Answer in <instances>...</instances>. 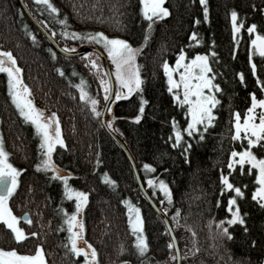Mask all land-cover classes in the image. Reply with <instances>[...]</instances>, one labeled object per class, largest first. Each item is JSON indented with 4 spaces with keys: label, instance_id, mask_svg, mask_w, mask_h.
Returning a JSON list of instances; mask_svg holds the SVG:
<instances>
[{
    "label": "trees",
    "instance_id": "1",
    "mask_svg": "<svg viewBox=\"0 0 264 264\" xmlns=\"http://www.w3.org/2000/svg\"><path fill=\"white\" fill-rule=\"evenodd\" d=\"M23 1L62 48L91 44L104 51L102 45L63 37L61 33L66 28L102 31L139 48L136 62L141 88L115 100L106 121H112L110 128L134 156L144 187L170 220L180 264H264V206L252 198L258 186L256 169L253 166L249 171L247 163L228 167L233 149L240 152L249 147L243 134L233 138L234 113L243 116L251 104L250 93L264 98L262 85L257 83V79L264 82V56L251 44L254 34L264 35V0H205L203 5L200 0H164L169 15L159 20L152 17L151 22L142 15L140 0H50L59 9L57 13L38 0ZM233 10L237 12L235 33ZM65 18L66 24L61 25L59 20ZM252 24L256 29L249 32ZM193 32L197 36L190 39ZM0 49L10 50L16 58L33 101L46 113L57 114L65 146L56 145L51 159L60 175L72 173L68 179L71 187L88 193L78 218L84 225L81 242L86 240L96 250L92 264H176L165 225L142 197L127 157L104 131L100 116H94L86 101L80 100L75 85L83 79L82 86L99 101L97 109L104 104L98 75L88 68L83 55L71 58L58 53L27 18L19 0H0ZM181 49L186 58L196 53L208 55L212 69L209 76L214 75L220 91L213 93L219 103L212 109L214 122L203 131V139L195 133L188 136L182 132L183 138L176 144L172 121L175 119L177 128L182 130L188 121L187 108L173 99L176 89L168 91L161 64L166 59L171 66ZM237 73L243 74V80ZM140 96L147 100L143 113L139 112ZM137 114L141 115L139 121L133 119ZM0 138L7 161L23 169L8 205L13 215L19 216L26 233L23 241H17L11 229L0 221V248L32 254L39 245L46 264H83L84 256L71 252L64 215L65 211L70 215L76 210L75 198L64 195L63 182L53 178L50 169L35 167L43 160L39 135L13 104L7 74L3 72ZM186 143L191 144L187 155ZM250 150L258 158L264 156V141L252 145ZM145 163L153 165L154 170L145 169ZM221 174L240 187L243 196L231 189L221 191ZM149 178H155L157 183L163 179L168 184L171 202L158 187L148 184ZM230 196L235 198V205H228ZM135 207L140 210L148 245L143 253L134 244L136 235L129 224L130 209ZM229 207L239 208L244 224L227 222L232 215ZM177 209L179 216L174 219ZM25 214L27 219L23 218ZM220 222L231 238L221 234L217 227ZM32 232L37 235H27Z\"/></svg>",
    "mask_w": 264,
    "mask_h": 264
},
{
    "label": "snow or ice",
    "instance_id": "2",
    "mask_svg": "<svg viewBox=\"0 0 264 264\" xmlns=\"http://www.w3.org/2000/svg\"><path fill=\"white\" fill-rule=\"evenodd\" d=\"M38 2L47 5L52 13H57L59 9L55 7L50 0H38ZM164 0H140V11L142 15L151 22L152 17L157 20L161 19L162 16L169 15V10L163 7ZM203 5L205 0H200ZM231 17L233 19V32L238 30L235 23L237 12L232 11ZM208 18L207 7L204 8V19ZM97 19H99L97 17ZM198 22V21H197ZM61 25L66 24V18L59 20ZM151 27V23H149ZM256 25L252 24L248 26L249 32H254ZM54 35V33H53ZM61 35L63 37H71L73 40H80L81 42L94 43L102 45L105 52H107L108 57L111 59L113 65L115 66V88L112 87V82L107 79H101L100 85L104 92V102L105 107L103 109H97V104L99 101L89 95V93L82 86L85 81L81 79L80 83L75 85L80 92V100L86 101L90 106L91 112L94 116H102L104 112H111V104L114 102L111 93L114 91L115 100H119L121 96H129L133 92H136L141 88L142 77L139 71V65L136 62V56L139 52L138 47H133L128 40L119 37H110L102 31L94 32H79V31H69L67 28L62 31ZM197 33L193 32L190 39H195ZM35 40V36H32ZM145 40L148 39L147 35L144 37ZM197 44L200 43L199 39H196ZM251 44L256 47V50L261 56H264V35L257 34L254 39L251 40ZM141 45L140 47H142ZM51 51V50H49ZM66 53H75V46L67 47L63 49ZM55 53L52 52V58L55 59ZM84 58H87V63L94 69L100 68L96 60L93 58L98 53L84 52ZM211 55L215 56L212 52ZM251 62V61H250ZM165 76L167 77V83L169 85L168 91L173 92V89H180L182 86L183 98L181 99L178 92L173 93V99L178 101V103L183 104L187 108L186 115L189 117L187 125L182 129L177 128V123L175 119L172 121V131L175 135L176 144H179L182 140V132L187 133L188 136H192L195 133L200 139H203V131H205L209 125L214 122L215 113L212 111L213 107L219 103L217 97L213 94L214 92L220 91L219 84L214 83V75L209 76L206 73L212 71L208 63V55L196 53L190 60L185 62V52L183 49L177 54L175 60V66H170L168 61L165 59L161 64ZM183 67L184 71L179 72L180 79L177 81L173 78V72L177 69ZM253 74L255 75V65H252ZM197 70V71H194ZM21 68L17 66L16 58L12 55L10 50L0 49V72L6 73L8 77L9 85V95L12 99L13 104L19 110V114L26 121H30L35 127L37 134L40 136L39 147L43 149V160L38 162L35 167L39 169H44L45 171L51 170V175L53 178L59 179L64 185V195L71 199L73 196L76 198V210L70 215L65 211L64 215L66 217V223L68 224L67 231L70 233L68 241L71 245V252L74 255L84 254L85 264L90 259L92 261L96 260V250L92 247L90 243L86 240L83 244L86 245L89 251L85 250V247L78 246V240H83L82 232L84 230L83 222L78 218V213L81 212L83 205L87 203L88 193L80 191L71 187L68 184V179L72 176V173H67V175H60L58 167L52 162L51 156L56 145L65 146V142L61 136V129L57 114L52 112L48 116H45L44 110L37 108L32 100L29 98L30 89L26 84H24L21 78ZM57 71L63 75L61 69L57 68ZM243 80V74L237 73ZM257 83L262 85V90H264V82L257 79ZM207 89V91H205ZM251 105L247 108L246 114L243 117V122H240V115L238 112L234 113L236 120L234 121L235 133L233 138L237 139L240 137V131L243 129L244 138L247 139L248 148L243 151L237 152L235 149L232 150L228 158V167L231 169L235 164H239L241 167L247 163L249 171L252 167L256 169L255 179L258 183V187L252 193V198L259 199L262 206H264V156L257 157L253 151H251L252 145H257L261 141H264V98H257L255 93H250ZM147 100L143 96H140V106L139 112L143 113L144 105ZM258 108L259 115L257 117L256 110ZM114 119V117H113ZM134 120L139 121L141 115L137 114L133 117ZM258 120V122H257ZM107 125L111 127V120L106 121ZM201 126V127H198ZM54 128V132L51 129ZM173 145V147L176 146ZM191 147L190 143L184 145V154L187 155L188 148ZM7 153L4 150L3 143L0 141V221H3L7 228L11 229L17 241H23L26 233L24 230L17 226V216L13 215L11 208L8 205V198L16 190L20 172L23 169H18L9 163L6 159ZM239 157L238 161H234L233 157ZM187 162V161H186ZM145 169L154 170L153 165L145 163L143 165ZM220 180L222 183V189H231L238 196H243V192L240 187L235 186L229 181L227 175L221 174ZM115 183V181H111ZM148 184L152 185L154 188L158 187L161 192H163L166 198L171 202V191L168 184L163 180L159 179L158 183L155 178H149ZM235 198L229 197L228 205H235ZM64 211V210H62ZM136 218L135 222L129 219V224L134 230L136 235V240L134 244L140 253H143L148 245L143 234L142 228V218L140 216L139 208L134 209ZM179 209L173 213V218L176 219L179 216ZM229 211L232 212L231 218L228 219V223L232 224L239 221L240 224H244L245 221L241 218L239 213V208L237 207L235 211L229 207ZM131 215V214H130ZM27 216V214H25ZM185 227L191 228L189 225ZM221 229V234L226 235L231 238V233L228 232L227 228L223 227V222L217 225ZM76 229L75 231L73 229ZM27 235L35 236V232L27 233ZM195 236V233H192ZM175 243V238L169 242L168 247L172 248ZM0 264H46L44 259V254L39 245L36 246L35 252L33 254H22L18 252L15 248H10L5 250L0 248ZM125 264V262H121Z\"/></svg>",
    "mask_w": 264,
    "mask_h": 264
},
{
    "label": "water",
    "instance_id": "3",
    "mask_svg": "<svg viewBox=\"0 0 264 264\" xmlns=\"http://www.w3.org/2000/svg\"><path fill=\"white\" fill-rule=\"evenodd\" d=\"M20 6L21 8H23L25 15L27 16L28 19L31 20V22L33 23V25L35 26L36 29H38L39 31H41V33L45 36V38L47 40H49L51 46H53V48L55 50L58 51V53H60L61 55H64L66 57H78L80 55H82L84 52L86 51H92V52H96L98 53V56L100 57V59H102L103 62V66H104V70L106 72L107 78L108 80H110L112 82V87L114 88V80L112 77V73L109 70V63H108V59L107 56L105 55V53L103 52V50L99 47H97L96 45H91V44H84V45H80L79 47L75 48L76 51L75 53H66L63 51L64 48H62L59 43L56 41V39H54L46 29L43 28V26L41 24H39V22L37 21V19H35L33 17V15L30 13L29 8L26 7L25 3L23 0H19ZM112 95V99L113 101H115L114 99V91L111 93ZM115 102H113L111 104V108L113 107ZM105 107V102L102 106L101 109H103ZM111 112H104L102 116H100V123L102 124V127L104 129V131L106 132L107 135L111 136L113 138V140L117 143V145H119L120 149L123 151L124 155L127 157L129 164L132 168V172L133 175L135 177V181H136V185L137 188H139L141 195L143 198H145V200L147 201L148 205L150 206V208L154 211V213L156 215H158V217L160 219H162L164 225H165V229L168 232V235L170 237V240L172 241L173 237L175 238L174 235V231L172 230V225L170 223V220L167 219V216L165 214V212L158 206V204L155 202V200L151 197L150 193L148 192L147 188L144 187L143 181L139 175V170H138V166H136V162L134 159V156L131 155L127 145H125L124 141L122 140V138H120L107 124H106V117L111 115ZM24 219H27V217L24 215L23 217ZM173 251H175V262L176 264H180V251L178 249V244H177V240L175 239V243L173 244Z\"/></svg>",
    "mask_w": 264,
    "mask_h": 264
},
{
    "label": "rangeland",
    "instance_id": "4",
    "mask_svg": "<svg viewBox=\"0 0 264 264\" xmlns=\"http://www.w3.org/2000/svg\"><path fill=\"white\" fill-rule=\"evenodd\" d=\"M163 7H166V6H165V2L163 3ZM233 23H234V22H233ZM255 37H256V34L253 35V38H252V39H254ZM252 39H251V40H252ZM73 46H74V45H73ZM133 47H134V46H133ZM253 48H254V50H255L256 52H258V51L256 50V47H255L254 45H253ZM104 53H105V55L107 56V59H108L109 70H110L111 73H112V77H113V80H114V88H115V75H114L115 66L113 65L111 59L108 57L107 52H104ZM258 53H259V52H258ZM194 55H195V54H194ZM194 55H193V56H194ZM193 56H192V57H193ZM192 57H190V58H186V57H185V62H187V60H190ZM93 58L96 60L97 64L100 66V68H98V69H94V68H92V66H91L90 64L87 63L88 68H89L90 70L93 71L94 75H96V74L98 75V81H101V79H107V80H108L107 75H106V72H105V70H104V66H103L102 59H99L98 55H95ZM84 60L87 62V58H84ZM171 66H175V62H174ZM181 71H184L183 67H181V68L177 69L175 72H173V78H174L175 80L178 81V80L180 79L179 72H181ZM194 71H197V70L194 69ZM5 74H6V73H5ZM206 74L209 75V73H206ZM7 85H8V77H7ZM174 89H176V88H174ZM101 90H102V87H101ZM176 90L178 91V94H179L180 98L182 99V98H183L182 86H181V88H180L179 90H178V89H176ZM205 91H207V89H205ZM102 92H103V90H102ZM8 93H9V85H8ZM9 96H10V95H9ZM103 96H104V92H103ZM29 98L32 100L33 104H34L37 108L43 109L40 105H37V104L33 101L31 95H29ZM114 99H115V93H114ZM103 101H104V100H103ZM14 105H15V104H14ZM250 105H251V104H250ZM250 105H249V106H250ZM44 114H45V116H48V115H49L48 113H46L45 109H44ZM245 114H246V112L243 114V116L240 117V122H241V123L243 122V117H244ZM256 114H257V117H258V115H259L258 108H257V110H256ZM233 118H234V121H235V120H236V117L234 116ZM187 119H189V117H188ZM234 121H233V129H234V133H235ZM257 122H258V120H257ZM51 131L54 132V128H52ZM241 133L244 135V133H243V129H241L240 134H241ZM38 135H39V134H38ZM39 138H40V136H39ZM0 141H2L1 138H0ZM5 151H6V150H5ZM241 151H243V150H241ZM6 159H7V158H6ZM233 160H234V161H238V160H239V157H238V156L233 157ZM8 162H9V161H8ZM258 186H259V185H258ZM258 186H257V187H258ZM74 198H75V197H74ZM75 201H76V198H75ZM135 208H136V207H135ZM135 208H131V209H130V210H131V215L129 216V219H132L133 222H135V218H136V214H135V211H134ZM235 210H236V209L233 208V211H235ZM16 216H17V215H16ZM140 216H141V215H140ZM17 217L19 218V216H17ZM78 217H79V213H78ZM17 226L20 227V228H22V225H20V219L17 220ZM130 227H131V226H130ZM131 228H132V227H131ZM22 229H23V228H22ZM73 230L75 231L76 229L74 228ZM132 230H133V228H132ZM133 231H134V230H133ZM78 246H83V247H85V250H86V251H89V250L87 249L86 245H84L83 242H81V240H78ZM32 254H33V253H32ZM81 255L84 256L83 253H81ZM44 259H45V257H44ZM92 262H93V261L90 259V256H89V259H88V261H87V264H92ZM83 264H85V257H84Z\"/></svg>",
    "mask_w": 264,
    "mask_h": 264
},
{
    "label": "flooded vegetation",
    "instance_id": "5",
    "mask_svg": "<svg viewBox=\"0 0 264 264\" xmlns=\"http://www.w3.org/2000/svg\"><path fill=\"white\" fill-rule=\"evenodd\" d=\"M240 135H242V133Z\"/></svg>",
    "mask_w": 264,
    "mask_h": 264
}]
</instances>
